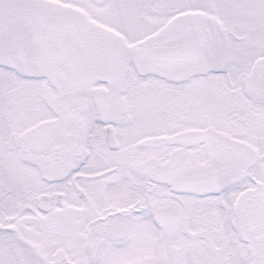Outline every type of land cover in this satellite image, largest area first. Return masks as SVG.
<instances>
[{"label":"snow or ice","instance_id":"obj_1","mask_svg":"<svg viewBox=\"0 0 264 264\" xmlns=\"http://www.w3.org/2000/svg\"><path fill=\"white\" fill-rule=\"evenodd\" d=\"M0 264H264V0H0Z\"/></svg>","mask_w":264,"mask_h":264}]
</instances>
